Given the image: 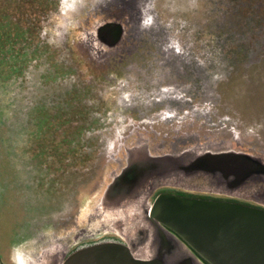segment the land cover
I'll return each instance as SVG.
<instances>
[{
  "label": "flooded vegetation",
  "instance_id": "flooded-vegetation-1",
  "mask_svg": "<svg viewBox=\"0 0 264 264\" xmlns=\"http://www.w3.org/2000/svg\"><path fill=\"white\" fill-rule=\"evenodd\" d=\"M187 1L143 0L141 18L135 0H89L73 29L62 28L61 42H68L70 51L81 44V51L86 52L77 55L82 64H88L84 73L99 77L88 82L120 92L110 108L120 128L104 152V178L84 222L68 227V219H64L61 231L48 236L51 243L33 254L17 244L13 253L19 264L64 263L77 252H83L78 257L83 264H98V258L116 264V255L85 253L104 242L124 244L129 253L121 264H131L127 260L134 258L136 247L128 242L127 229L116 224L121 214L116 208L104 207L103 200L136 148L150 158L213 149L264 157V0H205L204 12L209 16L201 29L206 37L182 39L177 31L183 24L172 11L185 7ZM105 25L111 26L110 33L103 29ZM191 25L197 28L195 23ZM118 30V38H110ZM197 34L202 32L192 35ZM226 76L229 78L223 82ZM150 184L153 190L147 203L166 193L264 209V190L259 187L257 193L245 188L234 193L212 192L205 176L178 182L154 179ZM171 234L184 252L180 264H214L179 235ZM43 238L36 234L23 242L28 239L27 247Z\"/></svg>",
  "mask_w": 264,
  "mask_h": 264
},
{
  "label": "rangeland",
  "instance_id": "rangeland-1",
  "mask_svg": "<svg viewBox=\"0 0 264 264\" xmlns=\"http://www.w3.org/2000/svg\"><path fill=\"white\" fill-rule=\"evenodd\" d=\"M42 1L36 13L26 8L20 15L28 20L27 42L12 60L7 47L0 57V264H19L17 244L33 254L51 243L48 236L61 231L64 219L68 227L84 222L104 178V152L120 128L110 112L118 89L89 83L99 77L84 73L88 64L77 56L86 55L83 46L70 51L61 42L62 28L73 29L89 0ZM191 1L172 11L183 24L182 39L206 37L205 0ZM36 234L43 241L26 247L30 238L24 239Z\"/></svg>",
  "mask_w": 264,
  "mask_h": 264
},
{
  "label": "water",
  "instance_id": "water-1",
  "mask_svg": "<svg viewBox=\"0 0 264 264\" xmlns=\"http://www.w3.org/2000/svg\"><path fill=\"white\" fill-rule=\"evenodd\" d=\"M134 4L139 17L144 18L143 0H135ZM110 28L103 27L108 33ZM119 34L118 30L110 38L117 39ZM131 159L108 186L103 200L104 207L116 208L121 214L116 224L127 229L132 240L128 242L136 247L132 251L134 258L129 257L127 263L180 264L184 252L173 242L174 232L214 264H264V209L166 193L158 195L153 203L146 202L153 190L149 188L150 181L154 179L178 182L205 176L212 192L234 193L245 188L257 193L258 187L263 191L264 157L213 149L150 158L136 148ZM147 188L146 194L141 195ZM124 247L121 243L104 242L85 253L96 257L116 255V264H121L129 253ZM82 253L77 252L64 263L54 260L50 264H83L78 258ZM95 262L105 264L100 258Z\"/></svg>",
  "mask_w": 264,
  "mask_h": 264
},
{
  "label": "trees",
  "instance_id": "trees-1",
  "mask_svg": "<svg viewBox=\"0 0 264 264\" xmlns=\"http://www.w3.org/2000/svg\"><path fill=\"white\" fill-rule=\"evenodd\" d=\"M0 0V57L1 52L7 47L10 49L6 55H14V50L19 43L27 42L29 31L25 28L26 22L22 17L28 8L30 13H36L38 5H42V0ZM39 3V4H38ZM28 4V5H27ZM20 15L22 16L20 20ZM33 18L29 22H33ZM34 30V29H33ZM18 41V42H17ZM27 49L28 45H22ZM20 61H17L19 63ZM14 63H10L11 65Z\"/></svg>",
  "mask_w": 264,
  "mask_h": 264
},
{
  "label": "bare ground",
  "instance_id": "bare-ground-1",
  "mask_svg": "<svg viewBox=\"0 0 264 264\" xmlns=\"http://www.w3.org/2000/svg\"><path fill=\"white\" fill-rule=\"evenodd\" d=\"M183 264V263H182Z\"/></svg>",
  "mask_w": 264,
  "mask_h": 264
}]
</instances>
